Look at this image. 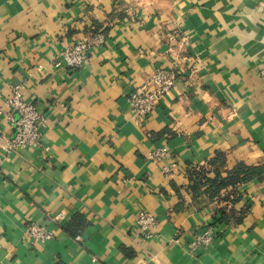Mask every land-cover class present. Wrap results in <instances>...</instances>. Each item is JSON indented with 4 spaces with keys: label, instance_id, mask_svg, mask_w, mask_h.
Segmentation results:
<instances>
[{
    "label": "crops",
    "instance_id": "1",
    "mask_svg": "<svg viewBox=\"0 0 264 264\" xmlns=\"http://www.w3.org/2000/svg\"><path fill=\"white\" fill-rule=\"evenodd\" d=\"M97 33L80 69L54 65ZM263 65L264 0H0V264H264V176L221 190L235 203L188 177L216 153L222 176L264 164ZM159 68L177 82L138 124L128 93ZM15 88L45 113L40 147L7 148ZM139 213L156 217L148 238ZM30 221L53 237L26 239Z\"/></svg>",
    "mask_w": 264,
    "mask_h": 264
},
{
    "label": "built area",
    "instance_id": "2",
    "mask_svg": "<svg viewBox=\"0 0 264 264\" xmlns=\"http://www.w3.org/2000/svg\"><path fill=\"white\" fill-rule=\"evenodd\" d=\"M103 36L97 33L91 37L83 38L66 46L56 60V67H65L70 71L80 69L88 59L91 49L101 43ZM178 71L175 69H156L150 76L146 85L131 90L128 99L131 105V112L134 121L138 124L144 122L160 105L164 96L175 86L178 79ZM259 75L264 79V65L259 70ZM6 105L16 113V118L11 119L14 128L12 139L8 142L7 148L17 147H40L41 128L45 123V113L34 104L25 102L18 88L5 100ZM165 145L158 146L151 150L149 159L152 161H162L168 152ZM164 172H169V168L163 167ZM51 221L56 224H63L67 215L58 212ZM139 230L145 238L150 237L151 228L156 225V217L149 213H139L136 217ZM212 229H202L193 236L192 248L207 246L212 240ZM24 237L32 243L44 242L53 237V231L35 222H28L24 230ZM78 239V237H75Z\"/></svg>",
    "mask_w": 264,
    "mask_h": 264
},
{
    "label": "trees",
    "instance_id": "3",
    "mask_svg": "<svg viewBox=\"0 0 264 264\" xmlns=\"http://www.w3.org/2000/svg\"><path fill=\"white\" fill-rule=\"evenodd\" d=\"M223 162L222 153H216L215 157L207 162L208 167L211 168L213 176L209 177L207 174L209 169L206 166H198L188 170V177L192 180L190 189L195 191L201 184L205 186L204 193L210 199H218L235 203L240 195L235 191L221 196V190L228 186L235 187L238 184H244L252 179H260L264 176V164L258 166H249L244 163H237L225 176H222L219 168ZM216 213L220 214L218 222L228 224L229 222H240L244 211H235L234 209L225 210V208H218Z\"/></svg>",
    "mask_w": 264,
    "mask_h": 264
}]
</instances>
